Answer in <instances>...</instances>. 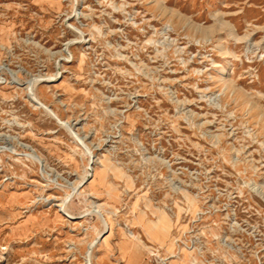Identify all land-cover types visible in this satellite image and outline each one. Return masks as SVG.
<instances>
[{"label": "rangeland", "instance_id": "rangeland-1", "mask_svg": "<svg viewBox=\"0 0 264 264\" xmlns=\"http://www.w3.org/2000/svg\"><path fill=\"white\" fill-rule=\"evenodd\" d=\"M0 264H264V0H0Z\"/></svg>", "mask_w": 264, "mask_h": 264}, {"label": "bare ground", "instance_id": "bare-ground-1", "mask_svg": "<svg viewBox=\"0 0 264 264\" xmlns=\"http://www.w3.org/2000/svg\"><path fill=\"white\" fill-rule=\"evenodd\" d=\"M33 82H38V80H36V81H33Z\"/></svg>", "mask_w": 264, "mask_h": 264}]
</instances>
